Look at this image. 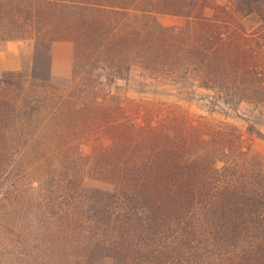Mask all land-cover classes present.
I'll use <instances>...</instances> for the list:
<instances>
[{
    "label": "trees",
    "instance_id": "obj_1",
    "mask_svg": "<svg viewBox=\"0 0 264 264\" xmlns=\"http://www.w3.org/2000/svg\"><path fill=\"white\" fill-rule=\"evenodd\" d=\"M218 1L0 0V43L34 44L30 74L0 78V264H264V169L245 135L159 109L138 126L101 89L136 66L263 115L264 0ZM57 42L73 49L63 85Z\"/></svg>",
    "mask_w": 264,
    "mask_h": 264
},
{
    "label": "rangeland",
    "instance_id": "obj_2",
    "mask_svg": "<svg viewBox=\"0 0 264 264\" xmlns=\"http://www.w3.org/2000/svg\"><path fill=\"white\" fill-rule=\"evenodd\" d=\"M218 2L224 4L222 0ZM205 16L210 18L212 11L209 9L205 10ZM233 16L249 32L257 27V23L253 17H243L234 12ZM158 22L165 27H182L185 24L182 19L167 16L158 17ZM18 43L20 44L18 45ZM2 45L0 43V52L3 50ZM12 47L19 48L20 68L17 71L23 70L30 74L34 57L33 42L30 40L16 42L12 44ZM10 61L11 58L7 57L1 62L5 65V69L13 66ZM72 67L73 55L70 73L66 77L61 78L55 77L51 73L52 82L56 85L67 84L72 77ZM9 73L11 72H3L0 78ZM101 89L103 92L118 98L122 117L135 122L138 126L139 123L143 124L145 113L155 109H159L164 116L184 115L193 125L203 120L209 123L224 122L232 125L245 135L254 153L261 157L264 169V141L257 139L255 136L249 137L245 134L248 125H253L256 130L264 135V112L262 113L263 115H260L261 112H258L254 107L241 104L237 109H231L217 101L210 91L197 89L196 87L181 88L175 85L156 83L149 80L147 75L136 66L131 69L130 74L125 80L118 81L111 87L102 86ZM89 152V147H83L84 154H88Z\"/></svg>",
    "mask_w": 264,
    "mask_h": 264
},
{
    "label": "crops",
    "instance_id": "obj_3",
    "mask_svg": "<svg viewBox=\"0 0 264 264\" xmlns=\"http://www.w3.org/2000/svg\"><path fill=\"white\" fill-rule=\"evenodd\" d=\"M16 42H8L3 44V50L0 52V75L5 71H17L20 68L19 64V48L12 47V44ZM20 43H18L19 45ZM52 61H51V73L55 77H66L70 73L71 60L73 55V49L71 44L66 42H57L52 45L51 48ZM7 57L11 58V65L9 69L4 68L3 62Z\"/></svg>",
    "mask_w": 264,
    "mask_h": 264
}]
</instances>
